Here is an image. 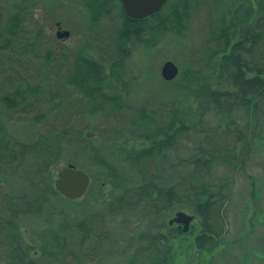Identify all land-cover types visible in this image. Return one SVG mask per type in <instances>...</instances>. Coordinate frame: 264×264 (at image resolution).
<instances>
[{
	"label": "trees",
	"instance_id": "1",
	"mask_svg": "<svg viewBox=\"0 0 264 264\" xmlns=\"http://www.w3.org/2000/svg\"><path fill=\"white\" fill-rule=\"evenodd\" d=\"M80 1L90 28H96L99 20L112 11L113 1L120 6V0ZM193 1L168 0L161 10L142 19L127 17L120 6L122 24L114 52L99 59L77 53L75 65L65 77L64 82L73 83L80 97L85 98L87 111L107 110L103 113L119 117L124 112L131 114L117 133L142 143L137 149L134 143L130 148H120L125 165L134 171L129 181L116 176L113 164L92 145L88 135L78 130L61 127L40 133L30 142H20L0 127V188H4L0 198V244L1 238L6 244L1 247L5 249L3 264H48V259L60 261L78 252L82 258L78 264H108L93 252L112 251L119 244V233L114 232L112 222L128 221L136 214L135 220L144 229L136 231L131 240H123L122 250L126 253L121 264H171L175 257L173 241L193 234V227L185 233L163 221V216L176 207L190 209L198 219L199 231L190 244L199 253L224 244L226 208L234 193L235 176L244 171L250 159L255 129L263 115L264 0H221L224 9L209 22V28L213 26L202 46L203 59L189 70H179L170 80L180 96L157 102L152 108L134 107L111 90L112 82L121 81L126 72L131 41L149 45L166 32L180 33L192 14ZM30 4L31 0H17L11 10L8 1L0 0V103L6 111L29 112L33 101L42 96L43 90L19 75L20 65L16 62L40 59L44 68L52 57L50 50H42L49 43L43 28L27 29ZM238 111L243 113L244 123L234 117ZM207 115L215 117L216 124L202 129L201 120ZM189 135L196 136L190 152L170 162L169 171L165 154ZM72 141H77L81 149L93 151L92 161L110 173L111 190L117 192L113 191L109 200L104 199V213H87L76 219L65 214L57 229H42L36 236L39 246L35 247L19 235L17 219L28 215L50 221L55 213L59 214L55 202L62 195L53 186L52 173ZM83 208L79 211L84 212ZM122 224L124 235L126 225Z\"/></svg>",
	"mask_w": 264,
	"mask_h": 264
},
{
	"label": "rangeland",
	"instance_id": "2",
	"mask_svg": "<svg viewBox=\"0 0 264 264\" xmlns=\"http://www.w3.org/2000/svg\"><path fill=\"white\" fill-rule=\"evenodd\" d=\"M6 1L12 10V4L17 0ZM223 1L229 3L231 0ZM224 3H221V0H194L192 14L180 33L166 32L160 37L154 34L153 37L155 39L159 37V39L149 45L131 41V45L129 44L131 53L126 60V72L121 81L112 82L111 90L125 97L128 104L134 107L148 105V108H152L157 102L171 101L172 98L180 96V92L173 88L172 82L166 81L161 76L162 64L171 60L178 67V72L189 70L190 66L197 65L200 62L198 59L202 58V46L207 33L213 26L209 28V22L224 9L222 8ZM112 5V11L99 20L97 27L90 28L89 18L80 0H31V9L28 11L30 16L26 20L27 29L32 28L36 31L40 27L43 28L49 43L43 45L42 50H50L52 57L48 62L50 65L44 68H42L43 61L40 59H21L16 62L20 65L18 68L21 74L19 75L29 78L31 85H36L39 90H43L39 92L42 96L37 98L39 101H33L34 106L30 107L32 110L29 112H23L20 109L6 111L0 103V127L12 140L20 142H30L40 133L61 127L78 130L88 135L92 145L113 164L115 175L119 174V178L125 177L129 181L133 178L134 171L127 164L125 165L120 148L122 145L130 148L134 143L137 149L142 146V143H139L136 138L131 139L127 136L125 138L122 135L118 136L117 133L123 130L124 122L131 114L124 112L119 117L103 113L107 110L100 113L87 111L85 98L80 97L81 93L74 84L68 85L64 82L65 77L69 76L70 69L75 65L77 53L99 59L101 56L114 52L113 45L122 24V18L120 17L121 5L119 6L115 1ZM57 30H67L69 35L58 38ZM105 51L106 54H104ZM8 63L5 60V64ZM1 75L4 76V74ZM73 80L77 79L73 78ZM234 117L240 123H244L245 117L241 111L235 112ZM259 117L262 121L255 129L256 137L250 149V159L245 164L244 171L238 172L235 176L234 193L226 208L227 226L222 235L224 244H220L211 252L199 253L198 249L190 244L194 234L199 231L198 219L193 216L187 231L189 232L193 227L192 236H188L185 232L187 234L184 238L173 241L175 257L171 264H264V108L263 115ZM215 124V117L210 115L204 116L201 120L202 129ZM193 137L196 136L189 135L175 150L165 154L163 159L169 171L170 162L183 158L190 152ZM68 146L69 149L63 150L66 154L61 162L57 168L53 169V186L57 171L69 163L87 172L90 176V184L86 192L73 202L60 196L61 198L55 202L59 214L55 213L50 221H46L43 217L28 215L17 219L19 235L23 241L30 242L35 247L39 246L40 240L36 236L41 234L42 229H57L65 214L75 219L87 213L97 214L103 210L104 199L109 200V197L113 196L111 193L117 192L115 189L111 190L110 173L105 172L92 161L93 151L79 148L77 141H72ZM95 178L97 183L94 182ZM3 189L1 185L0 198ZM252 191H255L254 196ZM79 202H86L82 204L83 209H86L84 212L79 211L82 208ZM62 210L63 213H61ZM179 210L192 214L188 208L176 207L163 216V221L179 229L178 223H169L175 212ZM75 212L79 214L76 216ZM136 217L137 214L128 217V221L125 218V221L115 219L112 222L111 227L114 232L119 233L117 238L119 244H116V247L109 252H93L101 258V261L108 264H121V259L126 253L122 250L124 249L123 240L129 238L131 240L134 234L144 229L142 223L135 220ZM121 222L126 225L127 233L124 235L120 231L123 226ZM1 239L0 264H3L5 251L3 248L6 244L3 238ZM80 261H82L81 253L78 252L76 256L66 255L60 261L48 259V264H78Z\"/></svg>",
	"mask_w": 264,
	"mask_h": 264
},
{
	"label": "water",
	"instance_id": "3",
	"mask_svg": "<svg viewBox=\"0 0 264 264\" xmlns=\"http://www.w3.org/2000/svg\"><path fill=\"white\" fill-rule=\"evenodd\" d=\"M168 0H120L121 7L125 15L131 19H142L159 11ZM59 25V24H58ZM57 37H67V30H57ZM178 74V67L171 60L162 64L161 76L170 81ZM90 183V177L87 172L78 169L73 164H67L59 169L54 179V188L63 197L74 200L80 198L87 190ZM1 196V190H0ZM193 219L192 214L184 211H176L174 217L169 223H178L182 232L189 230L190 222Z\"/></svg>",
	"mask_w": 264,
	"mask_h": 264
},
{
	"label": "flooded vegetation",
	"instance_id": "4",
	"mask_svg": "<svg viewBox=\"0 0 264 264\" xmlns=\"http://www.w3.org/2000/svg\"><path fill=\"white\" fill-rule=\"evenodd\" d=\"M153 15V14H152ZM59 24V23H58Z\"/></svg>",
	"mask_w": 264,
	"mask_h": 264
}]
</instances>
